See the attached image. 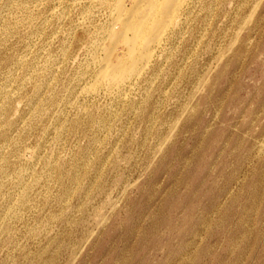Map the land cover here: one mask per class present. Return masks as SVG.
<instances>
[{"label": "rangeland", "instance_id": "rangeland-1", "mask_svg": "<svg viewBox=\"0 0 264 264\" xmlns=\"http://www.w3.org/2000/svg\"><path fill=\"white\" fill-rule=\"evenodd\" d=\"M109 19L0 0V264H264V0H202L92 91Z\"/></svg>", "mask_w": 264, "mask_h": 264}, {"label": "bare ground", "instance_id": "bare-ground-1", "mask_svg": "<svg viewBox=\"0 0 264 264\" xmlns=\"http://www.w3.org/2000/svg\"><path fill=\"white\" fill-rule=\"evenodd\" d=\"M200 2L100 0L101 7L109 8L110 19L96 46L102 54L95 52L92 57L98 67L89 89L96 91L100 86L122 90L128 86L143 73L157 51L167 47L171 36L183 30L185 20Z\"/></svg>", "mask_w": 264, "mask_h": 264}]
</instances>
